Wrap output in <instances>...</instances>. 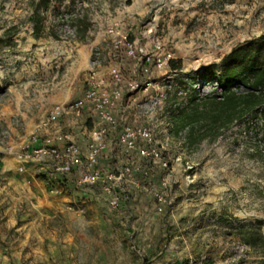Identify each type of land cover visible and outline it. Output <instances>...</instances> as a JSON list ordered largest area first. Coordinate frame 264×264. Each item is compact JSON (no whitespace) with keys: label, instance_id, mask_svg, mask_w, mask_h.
<instances>
[{"label":"rangeland","instance_id":"rangeland-1","mask_svg":"<svg viewBox=\"0 0 264 264\" xmlns=\"http://www.w3.org/2000/svg\"><path fill=\"white\" fill-rule=\"evenodd\" d=\"M73 8L77 12L86 10L93 18L94 25L84 41L77 37L70 21H66L59 29L58 37L47 35L37 38L33 35V24L29 18L33 0H0V37L5 36L8 27H20L12 37L13 43L0 45V166H3L0 167V191L5 184L11 185L3 174L10 172V168H5V165L14 166L17 163L19 173L24 171L21 169L24 164L17 162L12 153L16 148L13 142L19 140L21 134L13 131L5 121L1 107L14 99L10 88L17 84L21 92H31L25 96V99H30L26 110L30 109L31 117L43 107L37 127L48 120L58 105L66 103H51L49 99L57 92L58 85L53 76L58 74L59 78L63 76L65 79L70 73L68 61H64V58L60 60L62 63L56 62V57L50 59L55 53L65 55V43L73 53L76 52L77 42L89 44L93 51L91 66L97 65L106 74H110L114 63L121 62L125 66V80L128 81L134 75L133 62L131 58L124 57V51L115 47L112 27L121 28L130 39H139L150 49L154 46L153 38L144 33L157 34L165 44L173 47L175 59L183 61L185 70L220 61L236 44L264 33V0L225 3L224 0H77ZM89 70L85 72L83 81L86 85ZM168 74L172 75V79L177 72L163 69L157 73V78H165ZM140 79L144 80L145 76L140 75ZM25 83L29 87H25ZM151 91L132 92L125 86L119 118L125 117L134 126H151L155 133V146L160 148L171 168L166 169L152 158L143 157L137 150L128 154L116 136L104 153L101 166L107 172L127 163L141 167L146 165L154 176L152 185L175 196L176 201L167 203L165 210L160 212L157 210V200L151 197L147 202L148 209L143 211L142 192L145 189H132L134 193L130 195L126 192L127 208L111 213L116 221L124 220L127 225L117 228L109 240L105 239V231L95 223L102 215L109 218L104 211H108L107 198L100 186L92 197L79 194L86 200L85 213L76 214L68 207V211L79 216L69 218L74 219L71 228L66 225L67 218L62 211H45L41 220L49 216L57 232L71 229L87 234L73 241L75 244L62 245L65 259L69 258L71 252L79 250L75 254L74 264H99L103 256H106L107 264H153L148 262L146 254L147 251H157V258L152 260L154 264H200L213 261L262 264L258 254L233 233L230 218H264L263 133L258 137H248L242 125L236 124L215 141L205 140L199 145L188 147L184 137H176L168 129L169 120L164 117L166 112L161 106L163 103L154 106ZM35 97L41 99H32ZM90 113L88 108L84 117L60 114L49 126L40 129V142L44 143L66 131L75 132L80 129L77 127L79 125L82 128L85 125L92 127L94 118H89ZM23 117L20 113L15 114L13 122L19 129L17 132H22L24 136L27 135V123ZM30 135L25 143L30 142ZM86 136L88 139L83 144H88L90 140L88 134ZM139 144L147 145L145 140ZM31 160L21 159L22 162L29 161V166ZM47 167L50 172L46 170ZM34 168L37 169L36 177L42 186L52 196L59 197L53 185V164L50 161L39 162ZM146 176L144 174L139 178L148 187L150 181ZM164 177L170 181L167 189L162 186ZM66 182L70 183L68 180ZM130 184L128 180L119 189L128 188ZM2 197L5 203L11 200L9 194ZM4 218L5 214L0 212V221L3 222ZM85 220L94 222V226L83 227ZM47 227L51 232L55 229ZM50 241L51 237L44 244L51 246ZM31 259L32 255H29L25 261L30 264ZM61 264L72 263H64L63 260Z\"/></svg>","mask_w":264,"mask_h":264},{"label":"built area","instance_id":"built-area-1","mask_svg":"<svg viewBox=\"0 0 264 264\" xmlns=\"http://www.w3.org/2000/svg\"><path fill=\"white\" fill-rule=\"evenodd\" d=\"M111 31L113 32L115 47L118 50L126 51L132 59L133 77L128 81L125 80L123 72L125 66L121 62H116L111 66L110 74L101 71L97 65H92L84 95L58 105L48 120L32 131L30 142L21 145L20 157L22 160L31 158L36 162L50 161L54 166L52 175L55 191L60 194L70 189V193H73L74 196L69 201L68 207L79 214L85 213L87 206L83 199L78 198L79 193L77 192L86 190L89 193H96L98 186L102 188L111 212H120L125 206V198L119 186L128 180L136 188L151 190L157 200V210L162 212L167 203L176 201V197L171 194L169 196L161 188L145 187L142 180L136 175L141 166L127 163L115 166L105 172V168L101 166V159L116 136L128 154L137 150L143 157L152 158L166 169L171 168V164L162 155L160 148L155 146L156 138L153 128L146 124L134 126L125 117L120 119L119 111L120 104L125 98V86L132 92L153 90V105L163 103L161 106L165 107L168 91L172 87L174 77L171 79L172 75L168 74L165 78H157V73L163 69L171 70L170 61L175 59V51L171 45L165 44L157 34L151 32H146L144 35L153 38L154 46L152 49L146 43L140 42L139 39H130L129 35L123 32L121 28L112 27ZM140 75H144L145 79L141 80ZM180 93L182 96L186 95L184 91ZM88 108L91 112L89 118H94V124L92 127L86 125L85 130L90 138L86 151L74 131H66L49 138L44 143L40 142V129L49 126L60 114L66 113L84 117ZM164 117L167 119V113L164 114ZM168 129L171 130L170 122ZM141 140H145L147 145H140ZM59 142H64V145L62 146ZM72 172L76 174V178L73 180V185L68 186L66 181ZM162 186L165 189L170 187L168 177L163 178ZM200 264L234 263L213 261Z\"/></svg>","mask_w":264,"mask_h":264},{"label":"trees","instance_id":"trees-1","mask_svg":"<svg viewBox=\"0 0 264 264\" xmlns=\"http://www.w3.org/2000/svg\"><path fill=\"white\" fill-rule=\"evenodd\" d=\"M67 1L33 0L29 18L35 37H58L66 21L71 22L81 41L89 37L94 25L90 13L77 12L73 8L77 0ZM232 1L224 0V3ZM19 30L18 25L8 27L5 36L0 37V45L13 43L12 37ZM124 53L126 59L130 58L126 51ZM170 65L177 74L164 110L171 132L176 137H184L186 146L215 141L236 124L242 125L248 137H258L261 133L264 136V33L236 44L220 61L190 70H185L180 59H172ZM84 85L83 93L87 88ZM181 91L186 95L182 96ZM230 225L233 233L249 245L264 264V218H230Z\"/></svg>","mask_w":264,"mask_h":264},{"label":"crops","instance_id":"crops-1","mask_svg":"<svg viewBox=\"0 0 264 264\" xmlns=\"http://www.w3.org/2000/svg\"><path fill=\"white\" fill-rule=\"evenodd\" d=\"M63 46V52L65 55L59 56L58 53H55L50 57V59L56 57L55 61L62 63L60 60L64 58V61H68V70L70 73L65 79L63 76L59 78L58 74L53 76L54 82H56L58 86L57 92L49 98L51 103L67 102L84 95L83 92L85 85L83 81L85 72L91 68L93 59V51L90 45L87 43L77 42L75 45V53L72 52V49L69 48L68 44L65 43ZM186 70L190 69L187 68ZM27 86L29 87V84L25 83V87ZM10 90L13 91L14 99L1 107V114L11 129L16 131V133L21 134V138L13 142V147L16 148L12 153H14L16 156L17 162L20 161V164H24V166L21 167V169H24V171L19 173L16 167L17 163H14V166L5 165V168H10V172H5L3 174L6 177V181H9L11 185L7 186V184H5L3 189L0 191V212L5 214L3 222L0 221V264H28L25 260L28 259L29 255H32L30 264H61L63 260L64 263L71 262L74 264V260L76 258L75 254L78 253L79 250H77L76 253L71 252V254H69V258L65 259L62 245L68 243L75 244L73 241L85 237L87 235L86 232L83 231L77 233L76 231H71V229L57 232L55 227L56 225H51V219L49 216L45 218V220H41L42 216L45 214V211H62L65 218H67L66 225L71 228L74 219L69 220V218L79 217L76 215L78 214L76 211L74 212L76 214H73L72 210H70L72 212L67 210L69 201L73 199V193H70V189H67L64 193H60L59 197L52 196L49 194L48 190L42 186L40 180L36 177L37 169L34 168V166H36L39 162L31 160L29 166V161L26 163L24 161L22 162L20 159V145H23L26 142L28 135L36 128V123L38 122L39 117L43 115V107L40 109L41 111H39L38 114H34V116L32 115L31 117L30 109L26 110V107L30 104V99H25V96L27 94H31V92H21L17 87V84L11 85ZM32 99L35 100L41 98L35 97ZM19 113L24 116L23 118L27 123V128H25L27 135L24 136L22 135V132H17L19 129L14 125L13 122V115ZM73 125L76 126V123L73 122ZM77 127L80 129L76 130L75 132L79 142L82 145L85 140L88 139L86 138V125L84 128H82L81 125ZM59 144L63 146L64 142H59ZM82 146L86 151L87 143L83 144ZM46 170L48 172L51 171L50 169ZM144 174L147 175L146 179L150 181L149 187L156 189V187L152 185L151 182V179H154V176L149 170V167L146 165L142 166L136 175L137 178H139V176H144ZM75 178V173L72 172L69 174L68 182L70 183L68 184L70 186L73 185V180ZM132 189H138L132 184V182L128 188L123 187L122 189L124 198L126 197V200H124L125 206L123 208H127L126 201L128 197L126 196V192H128V195H130V193L133 194L134 192H132ZM77 193L87 196H91L93 194L90 193L88 195L89 192L86 190L78 191ZM8 194L11 196V200L9 203H5L2 196H6ZM79 194L78 197L83 199ZM142 195L144 197L142 200L143 204L141 206L144 207L143 211H146V209L149 207V205H147L149 198H155V195L151 190L146 188L143 190ZM60 196L62 198H60ZM63 199L64 202H62ZM83 200L86 202L85 199ZM104 211L109 218H106L105 215H102L99 220L95 221V223L105 231V239L109 240L111 237H113V233L117 228L125 227L127 223L121 219L116 221L114 217H112L113 212L111 213L109 206L108 211L106 209ZM125 211L127 212V210ZM130 212L131 211L128 212V217L131 215ZM90 225L94 226V222L85 220L83 227H88ZM47 226H52L51 228L55 229L51 232V230L47 229ZM49 237H51V246L47 247L44 243L47 242ZM7 243L12 244L8 245ZM28 247L29 249H27ZM155 253H157V251H147L146 257L149 263H155L152 261L153 259L157 258ZM102 258L103 259H101L99 264H107L105 261V259H107L106 256H103ZM157 263L162 264L161 262Z\"/></svg>","mask_w":264,"mask_h":264}]
</instances>
